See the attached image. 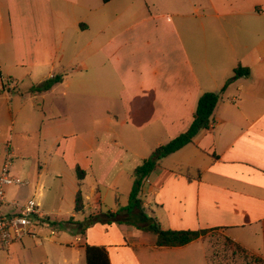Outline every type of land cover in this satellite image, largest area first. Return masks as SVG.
<instances>
[{"label": "crops", "instance_id": "crops-1", "mask_svg": "<svg viewBox=\"0 0 264 264\" xmlns=\"http://www.w3.org/2000/svg\"><path fill=\"white\" fill-rule=\"evenodd\" d=\"M143 1L133 0L121 10L130 11V20L115 37L105 23L86 39L81 35L91 31L86 23L90 18L80 17L77 9L92 14L96 0H0V48L8 61L30 69L29 77L40 75L43 83L56 76L50 71L72 40L80 44V52L88 51L91 60L90 65L81 60L77 69L87 78L71 79L65 73L59 83L64 89L73 83L80 93L86 91L83 97L91 112L82 126L78 113L72 118L63 112L50 116L40 104L30 102L28 108L24 93H18L26 106L12 108L10 138L25 137L18 149L43 166L35 177L23 173L21 185L29 186L47 226L65 216L76 220L74 207L70 215L58 211L55 220L45 210L53 214L64 200L74 203L79 191L84 209L91 210L81 222L96 214L102 217L99 187L84 194L81 190L85 172L99 162V170L101 166L104 170L97 184L110 181L106 186L117 190L118 178L125 176L132 185L130 174L146 159L137 152L152 154L184 133L201 94L220 93L208 130L161 159L144 181L139 198L146 216L162 230L215 229L264 261V0H146L145 7ZM231 64H236L230 67L232 75L238 66L247 68L249 75L226 83L228 68L205 74L207 66ZM111 71L117 80L110 77ZM2 74L0 90L10 92L2 84L14 79L5 73L3 80ZM113 85L118 86L117 114L109 96ZM54 87L36 95L44 98L55 92ZM33 95L29 101L37 98ZM97 104L102 112L99 131L92 127ZM16 118L24 120L18 128ZM113 123L119 128L110 129ZM85 128L87 132L80 133ZM65 160L69 168L79 167L85 174L66 192L59 171L46 167ZM124 200L116 199L119 209H107L106 214L119 213L118 224L102 217L84 230L86 244L103 247L111 264H207L208 247L201 239L183 247H155V236L131 223L137 211H125L129 195ZM13 201L4 205L11 210L7 213H15L10 204L18 203Z\"/></svg>", "mask_w": 264, "mask_h": 264}, {"label": "rangeland", "instance_id": "rangeland-1", "mask_svg": "<svg viewBox=\"0 0 264 264\" xmlns=\"http://www.w3.org/2000/svg\"><path fill=\"white\" fill-rule=\"evenodd\" d=\"M132 1L133 0H119L109 5H102L100 0H96L92 14H87V12L83 8L77 9L82 13L80 17L84 18L85 16L83 15H86L90 18L89 21L86 20V23H89L92 26L90 32H86L81 36H85L86 39L88 36L93 37L95 33L106 23L108 27L106 31L110 30L111 36L115 37L116 34L121 30L120 27H124L125 25H127L130 20V11L122 14L121 10L124 9V7ZM143 5L144 7L147 6L146 0L143 1ZM66 35H69V33H67ZM107 35L108 34L106 33V36ZM99 37L100 35L98 34L94 39H96L97 41L100 39ZM69 43H71V45L67 48L63 56H59V61L61 63L57 62L56 66H54V69L50 71V74L62 75L66 73L71 79H78L80 77L87 78L85 71L79 72L77 69H79L80 61L83 59L86 65L91 64L88 51L80 52V44L76 40H72ZM3 53L4 52L2 51V48H0V72L3 73L2 79L6 80L7 77L4 78V75L5 73H9L14 80H7L6 82L8 84H2L3 89L8 88L10 92L4 93L2 92V90H0V174L5 163L6 155L4 150L9 145L10 152L12 153L10 162V175H16V177L18 176V178L23 183L25 182L23 173L25 174V176L27 175L30 177H35L39 171L38 168L40 167L41 169H43V166L39 164V162H37L36 164V162L28 160L27 156H24L26 155L25 152L21 148L18 149L17 146L21 145V142L23 139H25V137L15 135L13 138H10L9 128L11 127L10 123L12 121V108L23 109L26 104H28V108H31L29 107V103L32 102L33 104H40L41 109L45 110V112L50 116H55L56 114H58V112H63L70 115L72 118L73 114L78 113V116L81 120V126L82 121H84V118L86 117V114L89 111L91 112V110L88 109L87 100L83 97L84 95H86V91L85 93H82V91L80 93V90L77 87L73 86V83H71L72 85L68 89H64L63 85L61 84H56L54 87L56 88L54 93L50 95L47 94L44 98H41L40 96L38 97L36 94H34L33 97L37 98L35 100L29 101L31 94L28 92H30L31 88L40 86L43 81L42 78L40 77V75H35L34 73L33 77H29L28 74L30 69L22 66H16L13 61H8V59L6 58L7 56L5 57ZM237 57H240V55H237ZM235 66L236 64H231V66H207L205 74L215 75L217 72H219V70L228 68V70L226 71V74L228 75V80L226 81V83H228L231 78H233L230 67L233 68ZM49 69L50 67L44 68L45 71H49ZM111 72L112 74L110 77L114 81L117 80V74H115L114 71ZM11 85L13 86V88L11 87ZM63 91L67 93L64 96L62 95ZM18 93H24L23 97L26 98V101L24 102H28L24 104V106H22V97H20ZM109 96L112 99V111L117 114L119 112V103L116 99V97H118L117 85H113L109 92ZM6 97H9V99H6ZM101 113V109H99L97 104L95 106L94 118L96 125L92 126L95 131L101 130V118L99 117ZM23 121L24 120H22L21 118H16V127L18 128L22 126ZM83 128L80 127V129ZM117 128H119V125H115L114 123L110 126V129L112 130ZM39 129L40 127H38L36 131H39ZM86 129L87 128H85V130L80 133L87 132ZM36 131L33 135L35 142L39 140V132ZM82 137L83 135H81L79 139H77L78 142L82 140ZM98 137L100 138L99 141H102L104 136L103 134H101L97 135V138ZM35 153H37V150H35ZM137 155L148 159L151 156V153L137 152ZM97 159L98 157L96 155V162ZM98 165L99 162H97L93 171L88 170L85 172L86 177L83 181L81 190L84 194L88 193L92 187L98 186L101 197V212L102 214H106L108 213L107 209L116 210L119 207V203L117 201H120V203L121 201H125L124 199L128 197L132 185L131 182H128V179L125 176L118 178L117 190H114V188L112 187L108 188L106 186L110 185V181L106 182V184H97L101 172L104 170V166H101V170H99ZM46 167H53L56 171H59L58 174L61 178L60 182H62L63 190L65 192L70 188L73 189L74 186H76V173L72 168H69L67 160L58 163L57 167L50 166V164H47ZM3 190L6 203H11L10 201H13L12 199H15L13 202H17L20 206H23L30 200H34V202H37L32 197V192L30 191L28 185H12L4 187ZM73 207V200H70L69 202L64 200L61 203V207L57 208L56 212L51 214L49 212L50 210L48 209L45 210V214L48 215V217H50L51 219L55 220L54 217H60V211H68L69 215L72 214ZM9 211L11 210L8 206L3 207V213H7ZM89 211H91L90 208L86 207L82 214L76 216L75 221L72 218H69L70 216H65L64 219L58 221L55 226L48 225L43 230L36 229L33 233V236L24 237L20 242H15L8 248L0 247V264H85L83 247L87 245V242L84 238V234L87 235V232H81L76 224L82 223L81 221L85 218L84 216L87 215ZM88 228H90V226ZM51 231H54L56 236H51ZM89 232H93L94 236L97 234V231H95V229H92ZM222 236L223 235L218 231H210L205 234V236L203 237V241L208 247V257L213 262L222 258V260H224L223 264H241L242 261L237 255H232L231 252H227V250L223 247ZM77 239H80V242H76Z\"/></svg>", "mask_w": 264, "mask_h": 264}, {"label": "trees", "instance_id": "trees-1", "mask_svg": "<svg viewBox=\"0 0 264 264\" xmlns=\"http://www.w3.org/2000/svg\"><path fill=\"white\" fill-rule=\"evenodd\" d=\"M113 0H101L103 4H108ZM249 71L247 68H242L241 66L236 67L233 70V78L238 79L241 77H247ZM64 75H56L52 78L45 80L40 86L30 89V94H41L49 91L53 86L59 84L63 81ZM227 85V84H226ZM220 101V93L206 92L201 94L197 101L196 109L192 116V121L184 133L179 134L168 143L157 147L148 159L142 160L139 165H137L130 177L133 180L132 188L129 194V202L125 211L129 214L137 211V216L135 215L131 220L133 225L140 230L149 232L155 236V247L157 248H175L183 247L189 243L196 241L198 239L203 240L206 233L210 231H218L215 229L211 230H162L153 218L146 216L142 208L141 200L139 194L143 186L144 181L150 175V173L158 166L159 161L183 147L192 144L194 137L202 131L208 130L211 125L212 115ZM76 177L78 181H82L85 177L84 172L76 167L75 169ZM84 210L83 197L79 192H77L74 201V213L76 215L81 214ZM118 214L102 215L104 218H113V223L118 224L119 220L116 219ZM102 217L89 216L86 218L85 222L76 224L81 232L86 228L93 225L96 222H100ZM106 221V219H104ZM111 223V222H110ZM219 232V231H218ZM223 237V247L227 252H231L232 255H237L241 259V264H264L262 258L257 257L245 248L234 243L229 238ZM3 248L2 246H0ZM85 264H111L108 253L103 247L89 246L85 245L83 247ZM207 264H223L224 260L219 259L214 262L206 256Z\"/></svg>", "mask_w": 264, "mask_h": 264}, {"label": "built area", "instance_id": "built-area-1", "mask_svg": "<svg viewBox=\"0 0 264 264\" xmlns=\"http://www.w3.org/2000/svg\"><path fill=\"white\" fill-rule=\"evenodd\" d=\"M5 163L0 174V246L8 248L15 242H20L24 237L33 236L36 229L43 230L48 222L42 215L39 206L32 200L23 206L10 204L15 213H3L6 204L4 187L21 185V180L10 175L11 152L9 145L5 149ZM53 236L54 232H50Z\"/></svg>", "mask_w": 264, "mask_h": 264}]
</instances>
